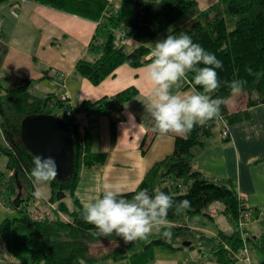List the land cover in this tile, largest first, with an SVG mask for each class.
<instances>
[{"label":"trees","instance_id":"16d2710c","mask_svg":"<svg viewBox=\"0 0 264 264\" xmlns=\"http://www.w3.org/2000/svg\"><path fill=\"white\" fill-rule=\"evenodd\" d=\"M34 1L97 20L90 46L96 47L97 37L106 32L108 38L98 43L103 49L101 55L92 60L80 58L75 64L76 70L94 84L112 74L121 63L138 65L150 58L147 55L152 47L139 44L126 50L123 44L114 39L112 27H119L118 30L127 35L130 33L124 22L136 0H120L117 12L110 14L105 12L111 10L108 0ZM160 2L176 14H183L194 6L196 0ZM181 32L189 34L194 43L222 61L223 67L216 70L221 87L210 94L213 98H223L221 116L224 115L228 121H235L247 115L246 108L228 111L225 100L231 91L225 81H247L244 86L247 92L246 106L264 102V0H218L188 23L170 30L164 38L168 34L179 35ZM247 69H251V73ZM194 75L191 72L187 74L193 80L189 82L195 85ZM32 82L33 79L29 77H18L9 86L0 85V155L5 154L7 158L5 168H0V200L3 204L5 198L12 209L0 219V239L3 247L22 264H93L102 259L123 257H130L133 264H140L152 257L156 246L163 245L170 249L183 246V243L175 245L173 242L177 235L189 229L181 217L206 214V207L213 200L223 202L224 212L232 221L242 215L246 206L241 197L237 196L234 184L212 181L191 165L193 149L203 144L204 137L210 134L216 123V119H213L205 126H194L184 137L175 136L173 150L155 162L134 188L137 191L147 189L149 194L160 188L176 201H191L187 209L177 212L173 207L169 210L168 220L174 221L170 236L163 235L166 229H160L153 230L145 239L129 243L115 234L108 238H97L92 234L94 226L85 223L81 217L83 205L75 189L81 168L102 160L104 152L91 149L90 133L81 130L73 112L84 109L107 114L113 134L117 123L114 114L122 111L125 101L136 93V88L130 85L98 99L84 100L81 105L73 107L67 102L70 101L69 95L64 100L60 98L66 93H35L30 89ZM195 86L203 92L201 86ZM35 113H54L64 117L74 138L73 171L46 185L48 200L56 201L62 211L57 210L54 216H49L47 211L44 214L33 212L29 207L30 199H33L32 203L35 200L36 207L40 197L32 198L35 187L30 173L35 154L22 139L21 121L25 115ZM132 190L124 191L129 200L134 195ZM246 233L244 242L236 227L229 234L220 231L216 237L218 240L212 237L206 238V242L210 244L220 264H230L238 252L243 255L244 243H251L260 250V263L264 264V233L250 235L247 230Z\"/></svg>","mask_w":264,"mask_h":264},{"label":"crops","instance_id":"0c3cea01","mask_svg":"<svg viewBox=\"0 0 264 264\" xmlns=\"http://www.w3.org/2000/svg\"><path fill=\"white\" fill-rule=\"evenodd\" d=\"M18 1L20 3L16 4V0H0V85L9 86L18 77H29L33 79L31 86L37 93H66L73 107L84 100L98 99L133 85L136 93L125 101L127 110L123 106L119 114H114L117 123L113 134L107 114L84 109L73 112L81 130L90 133L91 149L104 152L102 160L81 168L75 192L83 205L90 198L101 195L105 185L123 191L136 188L149 168L173 150L176 136H160L151 130L153 121L146 107L153 85L145 73L151 59L138 65L121 63L112 74L94 84L76 70L75 64L80 58L92 60L101 55L103 49L98 43L108 38L106 32L99 34L96 47L90 46L97 20L34 0ZM217 1L196 0L188 11L176 14L160 0H136L124 22L130 33L122 34L116 28L115 42L123 44L126 50L139 44L153 47L170 30L188 23ZM59 71L65 73L62 82L55 78ZM171 91L174 94L201 93L188 81L187 75ZM232 97L228 99V109L246 108L247 115L228 121L229 135L222 132L221 116L216 119L203 144L193 149L190 160L192 168L206 178L235 185L244 205L251 209L250 215L244 217L245 228L250 235H259L264 233V102L242 106V100H237L236 96L234 103ZM126 112L135 115L136 127ZM217 123H220L219 131H215ZM42 192L47 194V186ZM4 207L0 200V219L7 212ZM218 211L219 217L207 206L206 214L183 215L181 221L188 224V235L217 239L220 231L225 234L234 231L236 221L224 212V204ZM201 216H205L210 224L207 225ZM189 241V244L172 249L156 246L152 257L140 264H220L210 247L205 249L202 245L203 249H192L193 240ZM0 245V264H22L1 242ZM237 254L230 264H261L260 255H252L250 248L249 261L242 253Z\"/></svg>","mask_w":264,"mask_h":264},{"label":"clouds","instance_id":"9594fccd","mask_svg":"<svg viewBox=\"0 0 264 264\" xmlns=\"http://www.w3.org/2000/svg\"><path fill=\"white\" fill-rule=\"evenodd\" d=\"M151 62L145 73L153 88L146 107L153 121L152 131L160 136L175 134L184 137L194 126H205L208 121L221 116L223 98H213L211 93L221 87L217 69L223 67L222 61L194 43L191 36L181 32L168 34L157 40L150 52ZM200 65H204L201 67ZM251 73V69H247ZM194 73L195 85L201 86L202 93L183 92L174 94L172 87L188 73ZM231 94L239 96L247 81L234 79L224 82ZM127 110L128 105H124ZM133 126L135 115L126 112ZM31 178L35 187L33 195L41 197L42 188L58 176V165L54 157L33 155ZM131 200L126 193L112 185H105L101 195L90 198L83 204L81 217L85 223L94 226V236L110 237L115 234L125 243L147 238L153 229H166L163 235L170 236L172 222L168 220L169 210L175 207L179 212L191 206V201H176L160 188L149 194L147 189L132 190Z\"/></svg>","mask_w":264,"mask_h":264},{"label":"water","instance_id":"95a60500","mask_svg":"<svg viewBox=\"0 0 264 264\" xmlns=\"http://www.w3.org/2000/svg\"><path fill=\"white\" fill-rule=\"evenodd\" d=\"M21 136L35 154L52 156L58 165V178L74 169V138L69 123L54 113L28 114L21 121ZM184 241L183 244H189Z\"/></svg>","mask_w":264,"mask_h":264},{"label":"rangeland","instance_id":"374dc122","mask_svg":"<svg viewBox=\"0 0 264 264\" xmlns=\"http://www.w3.org/2000/svg\"><path fill=\"white\" fill-rule=\"evenodd\" d=\"M109 2H110V6H111V10H109V11H105L107 14H110V12H114V13H116L117 11V8H118V6H119V4H117L118 2H113V1H111V0H108ZM18 3H20L18 0H16V4H18ZM53 7H55V6H53ZM55 8H57V7H55ZM133 8V7H132ZM58 9H60V8H58ZM63 10V9H62ZM203 11V10H202ZM69 12V11H68ZM119 28V27H118ZM112 29H113V31H114V33H117V30H116V28L115 27H112ZM122 34H126V33H123L122 32ZM148 57L150 56L149 54L147 55ZM64 75H65V73L64 72H62V71H59L58 73H57V75L55 76V78H56V80H58V81H60V82H62V80H63V78H64ZM187 79H188V81H191L192 79H190V78H188V76H187ZM193 81V80H192ZM190 83H192V82H190ZM33 92H35V93H37L38 91H36V90H34L33 88H32V86H31V88H30ZM43 94H45V93H42V95ZM65 95V97H66V95L67 94H64ZM231 96H233L232 98H233V102L234 103H236V100H235V98H236V96H234L233 94H230ZM230 95H228L227 96V98H226V106H227V108H228V99H230ZM62 96V98H63V95H61ZM230 96V97H229ZM238 97V99L237 100H242L241 102H240V104L242 105V106H246V101H247V92L245 91V90H243L242 91V93L239 95V96H237ZM231 98V99H232ZM64 99V98H63ZM67 102L69 103L70 101L69 100H67ZM54 110L55 111H57L58 109H56V108H54ZM230 109H228V111H229ZM230 111H232V110H230ZM233 111H235V110H233ZM223 115V114H222ZM224 116V115H223ZM221 116L220 118H221V120H223V125L225 126V124H227V125H229L228 123V120L226 119V117L224 116ZM216 119H219V118H216ZM219 124L220 123H217L216 124V126H215V131H219ZM223 126V127H224ZM229 129V128H228ZM222 132L224 133V130H222ZM226 134V133H225ZM230 134V132L228 131V135ZM6 160H7V158H6V156H5V154H1L0 155V168H5V163H6ZM27 189H26V186H25V188H24V191H26ZM237 190V189H236ZM2 192L5 194V196H6V192H5V189L3 190V188H2ZM47 192H48V189H47ZM34 193V192H33ZM47 195V194H46ZM45 194L44 195H42L41 197H40V200H39V202L38 203H36V207H35V200H34V203H32V201H33V199L31 200L30 199V204H29V207L33 210V212H37V213H41V214H44V212L46 213V211H47V213H48V215L49 216H54L56 213H57V210H58V212H62L61 210H59V207H58V203L56 202V201H49L48 200V196H46ZM237 196H239V197H241L240 196V193L238 192V190H237ZM32 198H35V196L34 195H32ZM4 200V203H3V205L5 206L4 208H5V211H7L6 213H8L9 212V209H11L10 208V206L8 205V202H7V200L4 198L3 199ZM223 204H222V202L221 201H219V200H213V201H211L210 202V204L208 205V208L209 209H211V210H213V212H215V215L216 216H218L219 217V209H220V207L222 206ZM12 210V209H11ZM10 210V211H11ZM203 219V221L207 224V225H209L210 224V221L208 220V219H205V216H201ZM244 219V218H243ZM237 222L239 223V221H238V219L236 220V226H237ZM246 229V228H245ZM153 230H155V229H153ZM190 230V229H189ZM190 239H192L193 240V244H194V246L192 247V249H194V248H198L199 247V244H201V245H203L204 246V248L205 249H208L209 247H210V244L209 243H207L206 242V238L205 237H195V236H189L188 235V233L186 232V231H183V232H181L179 235H177L176 236V238L173 240V242H174V244H176V243H183L184 241H187V240H190ZM0 242L2 243V241H1V239H0ZM244 242V241H243ZM3 246V245H2ZM185 246H188V245H185ZM249 247L246 249V251H244V248L242 249V252H243V255H242V257L243 258H245L247 261H249V256H248V249L250 248V251L252 252V255L253 254H259L260 256H259V260H261V258H262V254H261V252H260V250L256 247V246H254L253 244H251L250 243V245H248ZM0 249H2V247H1V245H0ZM198 249H203V247L202 248H198ZM6 250V249H5ZM7 251V250H6ZM8 252V251H7ZM9 253V252H8ZM154 253H155V250H154ZM10 255H12L11 253H9ZM156 254H157V250H156ZM14 256V255H13ZM15 257V256H14ZM16 258V257H15ZM127 262L129 263V264H133L132 263V260H131V258L130 257H123V258H121V259H111V258H108V259H102V260H99V261H96L95 263H93V264H127Z\"/></svg>","mask_w":264,"mask_h":264},{"label":"built area","instance_id":"2783aa9c","mask_svg":"<svg viewBox=\"0 0 264 264\" xmlns=\"http://www.w3.org/2000/svg\"><path fill=\"white\" fill-rule=\"evenodd\" d=\"M60 98H62V96H60ZM63 98L65 99V95L63 94ZM62 98V99H63ZM63 99V100H64ZM223 130H224V133H226V134H228V131H229V129H228V125L227 124H225V126L223 127ZM250 213H251V209L250 208H248V207H245V209L243 210V212H242V215L239 217V219H238V221H239V223L237 222V226H236V228L238 229V230H240V232H241V234H242V238H243V241H245V237H246V229H245V225H244V217L245 216H249L250 215ZM248 247H247V245H246V243H244V251H246V249H247ZM245 259V258H244Z\"/></svg>","mask_w":264,"mask_h":264},{"label":"bare ground","instance_id":"6f19581e","mask_svg":"<svg viewBox=\"0 0 264 264\" xmlns=\"http://www.w3.org/2000/svg\"><path fill=\"white\" fill-rule=\"evenodd\" d=\"M198 15H199V14H198ZM198 15H197V16H198ZM197 16H195V17H197ZM195 17H194V18H195ZM192 19H193V18H192ZM247 247H248V245H247Z\"/></svg>","mask_w":264,"mask_h":264}]
</instances>
